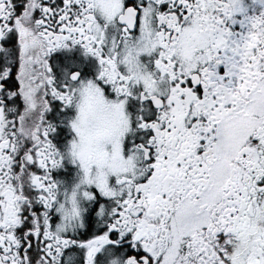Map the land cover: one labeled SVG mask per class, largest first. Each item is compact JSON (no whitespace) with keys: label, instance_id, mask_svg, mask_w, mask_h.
<instances>
[{"label":"snow or ice","instance_id":"obj_1","mask_svg":"<svg viewBox=\"0 0 264 264\" xmlns=\"http://www.w3.org/2000/svg\"><path fill=\"white\" fill-rule=\"evenodd\" d=\"M0 264H264V0H0Z\"/></svg>","mask_w":264,"mask_h":264}]
</instances>
